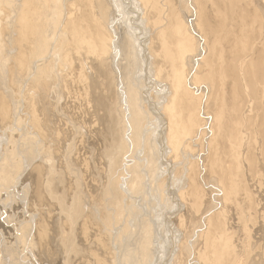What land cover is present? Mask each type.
<instances>
[{
    "label": "rangeland",
    "instance_id": "1",
    "mask_svg": "<svg viewBox=\"0 0 264 264\" xmlns=\"http://www.w3.org/2000/svg\"><path fill=\"white\" fill-rule=\"evenodd\" d=\"M71 1L76 2L77 0H68L69 6L72 3ZM257 1L256 0L255 1H253V0H198V3H196L197 7L202 6L204 8L205 13L208 16L209 26H210L209 27L210 35L208 36L209 45L207 44L208 46L206 47L205 54L202 55L203 56L202 59L205 58V64L208 67L209 66L213 67V65H214L213 63L216 62L214 67H213L215 69V71L213 69L214 72H212V77H215L214 75H215V72L217 71L216 73L217 74L219 73L218 74L219 78L223 83L222 84L220 81V85L222 88L221 92H223V91L225 92V91L229 90L228 92H226V94L223 92V96L221 97V101H220V102L226 104V107L219 109V113L223 118V120H222L223 124H225L226 126H225V128H223L225 130L223 131V135L220 136V138L215 137V134L210 135L208 133H207V135H205V137H203V136L194 137V135H189L186 138H184V140L180 143L179 147L176 150L172 151V154H169L170 157H169L168 161L172 162L173 169H174V167H176L173 171V173H175L176 175L175 174L172 175L173 179H171V181H172L171 186H173V184H175L174 186H176V187H174V188H178V187L181 188V185L183 184V182H181L182 178L184 179V176H186L185 174H187L189 176L188 171L191 170V168H193V167L195 168V169L194 168L192 169V178H193V180L195 179L193 181V184L195 186H197V188H198V186L199 187L202 186L203 184L199 185V183H198L199 179L197 178V174L195 172L198 167L193 166V164L196 165V163L199 162L201 158H205L204 156L206 154H210L212 147L218 143V151L221 154L218 153L219 155H217L218 159H219L218 160L219 163H218L217 167L219 169L221 168L220 169L221 173L219 172V169L217 167H215L214 172L211 174L210 173L208 174L209 177H207V180L208 181L211 180L210 177L214 178V180H218L220 178V180H222V181L224 180L223 182L221 181V183H223V184L226 183L225 185L227 187L224 188V185L222 184L223 188L221 187V189H220L221 191H223L222 194L219 190V195L221 197L224 193V198H223L224 201L222 199L220 201L221 203L219 202V206L212 207L213 203L214 204L216 203V201H214V199H216V197L219 196V195L215 196L213 193H212L213 195L211 194V192H213V189H214L212 187L213 184L208 183L209 185H207V183H205V185H203L204 187L202 186L204 189L206 188L205 190H206L207 194H205L206 192H204V195H206L207 198L201 194L200 195L198 194L199 188L198 189L196 188V190L194 191V186L192 185V188H191V186L189 185L188 190L190 191V197H189L190 203H189V201H185V202L182 201L181 202V204H182L181 209L182 210L181 209L174 210V213H171V215H169L170 217L168 216V214L163 212L164 209H165V211H167V213H168V211H169V213L172 211V210H168L169 200L164 195L163 196L166 197V200L163 197L164 199L162 200V203L165 202L164 204H167V203L168 204L164 205V204L160 203V204H162L161 207L163 209L157 207L156 203L153 202L155 200L153 199V201H152V198H149L148 196H143L144 198L139 197L140 199L138 201L133 200V202H131L129 204L130 210L128 211V216H125V214L123 213L120 216L121 219L119 217L120 222H118V219H117L118 216L117 217L115 216V212L113 210L114 207L112 204H110V202H109V206L111 205V209H109L110 207L107 208L109 197L106 196L105 194H103L104 190H105L104 188H106V184H107L106 178H107V168H108L105 164V162H106L105 157L106 156H104V155H106L105 151L107 150V148H106V146H104V141H105L104 138L105 137L104 138L102 137L103 136V127L101 126V124L103 125V123H99L101 120H98L99 121L98 122L97 121L98 117L96 118L95 115H94L95 116L94 117V116H92V114H90L91 110L89 109L90 105L87 102V100H88L87 95H86V97H87L86 102L84 99L85 98V95H84L85 91L84 90L92 89L93 86L96 85V82H95V84L91 83L94 81L93 79H95V81H96L94 67H93V65H94L93 63L96 60V56L95 55L91 56L89 54L87 55V53L79 56L76 52L77 49L75 47L77 44V41H75V40L77 38H79V42L81 44L86 45L87 47H90V48L92 47V37H91L92 21L89 17V11L88 10H90L91 7H93V0H91L92 5L89 4L90 0H83V1L78 0V2H80L81 4H83L85 6L87 4L86 7L88 8L87 9L88 16L87 15L84 16L83 15L84 12L82 11L81 14H79V18H80V15H81V17L83 16L81 24L78 23V25H77V22H74L71 24L72 27H69V30L67 33L65 32L66 31L65 30L64 32L59 33L60 36H57L58 38L55 37L56 35L54 36L55 41L58 40L59 38L61 41H64V38H65L64 50L67 52L69 51L66 54L67 56H69V58L66 57V61H65L66 65L63 64V66H61V70H60L61 72L58 73L59 74L58 76H60V77H57L56 74L54 75L56 77L55 79L58 78L57 80H59V79H62V80H59V83L57 82V80H56L57 83L55 81H53V86H50V88L52 87V89L48 88V86H49L48 82L50 80H47V79H49L48 77H50V75L49 76L48 75H46V76L40 75L39 76L40 78H38V79L36 76V80H38V81H36V84L31 85L29 82H31L30 80H35L34 77H35L36 72H33V70L31 69L32 68L31 65H30L31 68H28L29 67L28 66L29 60H30L29 56H28L29 54L28 53L24 54V56H23V57H25L24 60H23L22 56H20L21 58L19 57L20 59L19 58L16 59L18 57L17 52L20 49L19 48L17 50H13L11 48L9 49L8 47H6V46H9V44L5 43V44H7L6 46H3V48L6 47L5 52H4L3 48L0 49V107H1L0 111H2V112L4 111V113L6 112L3 115H2V112H0V114H1L0 115V119H1L0 120V150H1L0 151V204L3 205V206L0 205V216L2 217L0 219V223L3 224V226H4L3 230L7 233V234H5V237H6V235H7V237L10 235L12 238L8 237V239H7L8 242L2 243V246L0 245V264H11V262H12V264H16V262L18 264H20V263H22V261H20L21 259H18V258H21L24 255H28L27 252H24V251L21 252L22 248H20V246L14 247V240H13L14 237L13 236H19L20 231H22V232L25 231V233H26L25 237H27L29 239L32 237V233L29 230L33 229L32 232H34V227L29 225L30 224L29 223L30 221H28V220H30L29 218H34V221L36 222L35 223L36 227L39 226V231L41 233L40 239L42 238V241L44 240L43 242L45 243V248L42 252L43 258H38L39 260L38 259H37L38 261L36 260L37 264H66V261H67V264L71 263V262H72L71 264H117V261H118V264H137V263L139 264L140 263V261L138 260L139 256L140 255L145 256L146 253L148 254L145 256L146 261L145 262L142 261V264H160V263L161 264H166V263L169 264V262H170V264H172V262H173V264H175V262H178L179 264H183V262L185 264H225V263H227V264H238L237 261H239V260H241V262L239 261L241 264H264V52H263V49H264V7L261 6V5H264V3H263L264 0H257ZM255 2H257V4ZM167 4L168 3L167 2L165 3V1H164V5H163L164 7L162 6L163 8L161 9V14H160L161 16L159 15V17L161 19V26L169 28L170 27V21L172 20V16L173 15L175 16L177 10L174 9V12H173V8L169 7ZM259 4H261V5H259ZM260 6L262 7L263 10L260 8ZM259 9H261L263 11V13H262L260 10V12L262 14L259 13ZM184 12L188 13L186 10H184ZM48 13L46 11H43V15L48 14ZM115 16H117V15L115 14ZM76 17L78 18L77 14H76ZM43 18H45V21H48L45 23V25L48 23H49L48 25H50L49 26V29L51 30L50 33L52 31L54 32L55 30L53 28L56 27L54 22L48 20V18L45 16H43ZM9 19H11V16L8 17V20ZM65 20H66V16H65ZM227 20H228V22L226 23ZM69 21L70 20H67L66 22L70 23V22L74 21V19L70 22ZM50 22L52 24H50ZM117 22H118V18L114 17V23L117 24ZM122 23H121L122 29H121V26L119 29L120 32L125 29V25H124L125 23L124 22H122ZM52 25H55V26L53 27ZM104 26H106V25H104ZM225 26H227V27H225ZM228 26H229V28H228ZM52 33L50 34V36L52 35ZM64 34L67 37L69 36L70 38L69 37L67 38ZM26 40H27V37H26ZM29 40H30V38H29ZM29 40L26 41V43L27 42L29 43ZM66 40H67V42L72 41V42H70L71 46L68 43V46H70L71 48L67 47ZM74 42H76V43H74ZM24 46L26 47V44ZM27 46L29 47V44ZM59 47L62 50V46L59 45ZM193 49H194V46L190 41V44L188 45V50H191L190 52L192 53ZM71 50L74 51L77 56H75L74 52H73V54H71L70 53V52H72ZM27 52H28V49H27ZM216 54H217V56L214 57V55H216ZM26 58H27V60H26ZM71 58H72V60H71ZM67 59H69L70 61ZM136 59H138L140 62L138 60L136 62H131V66L129 67L131 70V73H129V74H133L132 79L136 80V82L138 84H140V86H142V78L143 77H142L141 73L143 71H141V70H143V66H142V62H141L140 58L138 57ZM211 59H213V60H211ZM18 60H23L21 62L26 67L22 66V68H21V66H20L21 64L20 65L18 64ZM78 60H80V61H78ZM215 60H217V61H215ZM24 61H25V64H24ZM71 61H74V63ZM75 61H76V63H75ZM87 61H88V63H86ZM16 62L18 65L16 64ZM78 62H79V64H78ZM80 62H82V63H80ZM225 63H226V65H225ZM75 64H77V65H75ZM139 64H140V66H139ZM16 65L20 67V68L19 67L18 68L21 69L22 73L17 68ZM67 65H71V66H67ZM228 65H229V67H228ZM79 66H80V68H79ZM236 67H238V68H236ZM73 68L74 69L79 68V69L75 71ZM62 69H63V71H62ZM70 69H71V72H70ZM88 69H90L91 71ZM26 70H29V71H27V72H29V74L26 72ZM30 70H31L32 74H30L31 73ZM72 70H74V71L72 72ZM132 70H133V72H132ZM218 70H220V71H218ZM236 70H237V72H236ZM64 71H66V72H64ZM78 71H80V72H78ZM134 71H137V74ZM77 72L79 73L80 76L78 75ZM225 72H228V73L226 74ZM53 73H55V71ZM53 73H52V75H53ZM185 74H186V71H185ZM225 74H226V76H225ZM77 75L80 77V79ZM41 76H43V77H41ZM69 78H71V79H69ZM39 79H40V81H39ZM45 79H46V81L44 83L43 81ZM148 79H150V78H148ZM223 80H225V81H223ZM67 81L69 83H67ZM46 82H47L46 88L49 89L48 93H47L48 90L44 87L46 85ZM76 82H77V84H76ZM228 82H229V84H228ZM32 83H35V81L34 82L32 81ZM41 83H42V86L44 88L40 87ZM51 83H52V81L49 82L50 85H52ZM84 83H86V84H84ZM39 84H40V86H39ZM206 84H208V81H207V83H203L200 85H201V87L202 86L204 87V85L206 86ZM226 84H228L229 88L227 86H225ZM35 85L38 86L37 89H40L39 91L36 89V87H34ZM91 86H92V88H91ZM163 86H164V84H159L158 86L153 87V90L151 91V94H153V98L156 102L155 104H157V102L160 103V101H158V96H156V94H158V92L163 91V89H164ZM61 87H62V89H61ZM85 87H86V89H84ZM225 87H227V88H225ZM32 88H34V90ZM43 90H45V91H43ZM33 91L34 92L38 91V92L34 93ZM115 91H117L118 93L120 92V86L119 85H117L115 87ZM12 92H14V93H12ZM36 93H38V94H36ZM40 93H41V95H40ZM211 93H212V95H216L214 92H211ZM228 93H230L229 94L230 96L228 95ZM46 94H48V95H46ZM61 96H62V98H61ZM79 96H80V99H79ZM31 97H32V99H31ZM37 97L41 100H38ZM223 99H225V100H223ZM230 99H232V100H230ZM35 100L39 101V102H36ZM81 100L84 102H82ZM22 101H23V103H22ZM32 101H34V103H31ZM36 104H37V106H36ZM40 104H41V106H40ZM31 106H33V107L31 108ZM67 106H68V108H67ZM72 108H74V109H72ZM120 108H121V106L118 108L119 111H121V109H123V108H121V109ZM2 109H4V110H2ZM34 110H36V111H34ZM17 111H18V113H17ZM67 111H68V113H67ZM36 112H37V114H36ZM5 115L7 116V118H5L6 117ZM28 115H30V116H28ZM34 115L35 116L37 115V116L34 117ZM66 115L69 117H67ZM90 116H92V118ZM147 116H148L147 118L150 120L147 121V123H146L147 126L145 125L146 127L144 126V129H147L148 131L144 130L143 134L146 133V131L148 132V135H147V133H146V135L145 134L144 135H145V139L146 140L148 139L147 140L148 142L146 141V143H148L147 145H149V147L151 149V146L153 147V143L155 141V136L157 134V128H156L157 125L155 123V120L153 121V117H150V115L148 113H147ZM8 117H10V118H8ZM205 117H206L205 115H203V117H200V115H199L200 119H203ZM209 117L210 116H208V118ZM22 119H24V120H22ZM95 120H96V122H94ZM70 121H71V123H70ZM151 121H153V122H151ZM19 122L22 123L20 127L17 126L20 124ZM44 122L46 123V125H43V124H45ZM75 122L76 123L78 122L77 123L78 126H76ZM81 123H83V125ZM92 123H93V125H91ZM153 123H154V125H153ZM47 125H48V127H47ZM87 126H88V128H87ZM99 126L102 128V130L98 129ZM148 127L150 128V130L151 129L152 130L150 131ZM201 128L203 129V126ZM206 128H208V125ZM210 128H211V125H210ZM35 129H36V132H35ZM14 130H16V132L17 131L18 132L16 134H14L15 133ZM80 130H81V133H80ZM97 130H99V131H97ZM33 131H34V133H33ZM96 131L98 132V134ZM100 131H101V136H100ZM10 133H12L13 135ZM18 133H20V134H18ZM38 133H39V135H38ZM154 134H155V136H154ZM10 135L12 137H8ZM25 135H27V136H25ZM86 135L89 137L90 141L88 140V137ZM6 136L8 138H10V140L12 139L13 141L10 142V140H8V138ZM17 136H19V137H17ZM33 136H35V137L37 136L36 141L39 140L37 142L39 145H37V143H34L35 140H33V139H35V138H33ZM95 136L98 138V140ZM148 136H149V138H146ZM85 137L87 138V142H86ZM91 137L93 139H91ZM99 137H100V139H99ZM150 137H152V138H150ZM2 138H4V139H2ZM53 138H55V139H53ZM94 138L96 140H94ZM193 138H195L194 141H192ZM208 138H209V141H211V143L207 142ZM77 139H79V140H77ZM189 140H191V142ZM32 141H33V143H32ZM13 142H14V144H13ZM39 142H42V143H39ZM98 142H100V143H98ZM151 142H152V144H151ZM8 143H10V144L12 143V144L11 145L9 144V146H8L7 145ZM23 143H27L26 146H24L25 144H23ZM61 144H62V147H61ZM219 146L221 147V150H220ZM9 147H12L13 149L9 148ZM23 147H24V149H23ZM44 147H46V148L44 149ZM71 148H72V150H71ZM9 150L11 152H14V154H16L15 159L19 163L21 162V168L16 167L15 169L13 168L11 170H7L6 166L3 167V164H2L3 160L5 158H7V155H10V153H11V152L9 153ZM41 150H43V151H41ZM26 153H28V154H26ZM39 153H40V155H39ZM155 154H156L155 152H152V154H150V153L148 154L150 156V157L149 156L147 157V158H149L148 159V162L150 161L149 163H152L153 161L156 164L158 163L156 156H154ZM45 156H47V157H45ZM103 156H104V158H103ZM142 156H143V154L139 158H141ZM16 157H18L20 159L18 160ZM24 157H26V158H24ZM152 157L155 160L152 159ZM46 158H47V160L50 161V163L46 162V164H45L44 160H46ZM150 158L152 159V162H151ZM77 159H80L81 161L80 160L77 161ZM164 159H166V157H164ZM220 160H221V162H220ZM69 161H70V163H69ZM194 161H195V163H194ZM173 162H174V164H173ZM31 163H32V165H31ZM51 163H52V166H51ZM49 164H50V166H49ZM187 165H189V167ZM45 166L46 167L49 166L48 167L49 171H50V168L51 169L53 168V170L56 168V170H54L55 171L54 174L57 177L56 183H57L59 193L64 194V202L69 206V204L71 205L73 203L74 198H80L81 201L83 202V207L85 206L84 210H83V215L78 218L81 220H77V224H76L77 226L75 225L76 226L75 229L77 228L76 229L77 233L75 231L74 232H75V236H77V237L74 236V238L77 239V241L74 239V242H75L74 247L78 250V251L76 250V253L78 252V255H75L76 254L75 253L74 257H73V254H69V252L66 251L67 248H65V246L61 242L62 237L61 238L59 237L62 235V230H61V228L63 229L62 225L66 226V223H65V218L63 217V215L60 216V212H58L59 206H58L57 202L55 200H51L45 191V186H46L45 181H46V178L48 177V175H50L49 171H46L47 168ZM67 166H68V168H67ZM36 167H38V168L36 169ZM181 167L182 168L184 167V168L182 169ZM188 168H190V169H188ZM179 169H180V171H179ZM193 170H194V172H193ZM185 171H186V173H185ZM231 172H234V173H231ZM72 173H73V175H72ZM180 174L182 176H180ZM164 175H165V173H163L162 178H165ZM67 176H68V178L66 179ZM174 176H175V178H174ZM178 176H180V177H178ZM223 176L227 179H225ZM228 176H230V177H228ZM221 177H223V178L221 179ZM228 178H230V179H228ZM68 179L71 180V183H70V180H68ZM197 179H198V181H197ZM175 180L178 182H176ZM67 181H69V182H67ZM79 182H80V184H79ZM232 182H234V183L231 184ZM99 183H101V184H99ZM74 186H76V187H74ZM230 186L231 187L234 186V188H236V189H233ZM100 187H101V189H100ZM209 189H211V190H209ZM225 189L227 191H225ZM84 190H85V192H84ZM215 190L217 191V189H215ZM182 191L183 190H180V192H182ZM209 191H211V192H209ZM228 191L229 192L230 191H232V192L236 191L235 192L236 194L235 193L232 194L230 192L231 193L230 195H232V197L234 195L235 196L233 198H231ZM194 192H196L197 194L193 195ZM226 192H228V193H226ZM4 193H6V195ZM227 194H228V196H227ZM12 195H14L16 199L13 198L14 196H12ZM225 195H226V197H225ZM3 196H4V198H3ZM98 196H99V198H96ZM194 196L197 198V200ZM34 197H36V198H34ZM37 197H38V199H37ZM81 197H83V198H81ZM104 197L105 198L108 197V199L107 198L101 199ZM200 197H201V199H200ZM203 197L205 200L206 199L207 200L205 201L203 199ZM4 200H5V202H3ZM106 200H107V202H106ZM195 200H196L197 204H195L196 203ZM200 200H202V201H200ZM209 200L212 203L211 205L207 204L210 202ZM231 200L232 201L234 200L235 202L234 201L232 202ZM28 201H29V203H28ZM230 201H231V203H230ZM159 202H161V201H159ZM183 202H184V204H183ZM225 202H226V204H225ZM227 202H229V203H227ZM15 203H16V205H15ZM33 203H34V205H33ZM193 203L196 206H198V209L196 208V206ZM188 204H189V206H188ZM191 204H193V205H191ZM203 204H205V205L203 206ZM224 204H225V207L222 208V206H224ZM36 205L39 209L36 207ZM104 205L106 206V208ZM206 205L209 207V209L207 210L209 212V216H212L213 219L216 216L215 220L213 221V222H215V225H214V223L210 227L207 225L208 227L206 229L204 228L205 230L204 229L202 230L204 233V231L206 232V230H208L209 228H212V226H213L212 231H210L211 229H209L210 232L208 233V235L211 234L210 236H208L210 238V240L208 237H206L207 240L201 239V237L203 238V236H202V234H200V232H197V230L200 231V229L198 227H197V230L194 229L196 231H194L192 229L193 228L192 227L191 228L193 230L192 231L190 229V226H188V225H190V224H188L190 221H191V225H192L193 221H195L196 219L198 220V218L200 217L199 213L200 212H201V214L203 213L201 211V207H203V209L206 210L207 209ZM229 205H230V207H228ZM232 205H233L232 208L234 210L231 209ZM235 205H236V207H235ZM193 206H195V207L193 208ZM7 207H9V208L6 209ZM219 207H221L223 209L222 212H221V208L219 209ZM97 208H99V209H97ZM134 208H135V211L133 212L132 209H134ZM185 208H186V210H185ZM190 208H192V209H190ZM210 208H211V211H209ZM19 209H21V210H19ZM147 209H149V210H147ZM188 209H189V211L187 212ZM193 209L194 210L196 209V210L194 212H192ZM228 209H229V211H228ZM17 210H19V211H17ZM27 210H29V212ZM183 210H184V212H183ZM199 210H200V212H198ZM205 210H203V211L205 212ZM218 210H220V212ZM16 211L19 213H16ZM107 211L111 212V213L107 214ZM196 211H197V213H195ZM185 212H187V213H185ZM214 212H218V213H214ZM223 212H224V214H228V215L227 216L224 214L222 215ZM13 213L15 216L12 215ZM191 213H193V214H191ZM194 213H195V216H194ZM84 214L86 215V217ZM106 214H107V216H109V217H106L107 219L110 218V216H111V218L107 220V222L108 221L110 222L112 220V223L110 222L111 224L109 222H108L109 223L108 224L104 220V219H106L105 218ZM111 214L112 215L114 214L116 219ZM184 214H185V216H184ZM11 215L13 216L14 220H11V218H12ZM16 215H18V216H16ZM189 215L192 217H190ZM130 216H131V218H130ZM186 216H188V219ZM8 217H10V218H8ZM103 217H104V219H102ZM112 217L116 220V223ZM167 217L170 218L171 221H173L175 223L174 226L176 225L174 229H175V233H176L175 237L177 239H175L176 241L174 242V246L171 244L170 241H168V240H171V239H169L170 236H166V231L164 230V227L162 225L166 221ZM182 217H184V218H182ZM162 218H164V219H162ZM173 218L175 220H172ZM178 218H179V220H178ZM191 218L193 221L191 220ZM8 219L10 220V223L12 221V223H14V224L8 223V221H9ZM22 219H23V221H22ZM124 219H126V221H124ZM185 219H186V221H185ZM218 219L220 222L218 221ZM222 219H223V221H222ZM183 220L186 222L185 223L186 225L182 224ZM197 220H196V222H197ZM63 221H64V223H61ZM78 221H79V223H78ZM102 221H105L104 225H102V223H103ZM124 222H125V224H124ZM225 222L227 224L229 223L228 227H227V224ZM100 223L102 226L100 225ZM106 223H107V225H105ZM113 223H115V224H113ZM179 223H180V225H178ZM16 224L18 225L17 231L19 230L18 231L19 233L13 229V228L16 229ZM24 224H26L27 226ZM181 224H182V226L185 225L186 227L184 226L183 228H186V229H183ZM21 225L23 226V230L21 229L22 228ZM108 225H110L109 228H108ZM113 225H115V226H113ZM59 226H60V228H59ZM79 226H80V228H79ZM111 226H112V228H111ZM123 226L126 227L125 231H127V232H123V228H124ZM218 226H220L221 229H218L219 228ZM82 227H84V228L82 229ZM146 227H147V229H145ZM152 227H153V229H152ZM187 227H189V228H187ZM27 228H29V229H27ZM223 228H224V230H223ZM225 228H226V230H225ZM35 229H37V228H35ZM59 229H60V231H59ZM112 229H114V231H111ZM129 229H130V231H129ZM120 230L125 234H123ZM145 230H146V233L144 232ZM147 230L151 234V235H149V237L147 236L149 234V232ZM10 231H12V232H10ZM104 231H106L108 233V235H109V231H110L111 237H110V235H109V237H110V239L112 238L111 240H109L110 242L108 241L109 237L107 236V233L104 234L105 233ZM184 231H185V233H184ZM188 231H190L189 233H187V235L189 234V236H188L189 240H191L190 234L192 235V233H194V232L197 234L199 233L198 234L199 236L196 237V239L198 240V242H196L198 246L195 245V241L192 242L193 239H195V237H193L194 234L192 236L193 237L192 241L187 240L186 232H188ZM221 231H222V235H221ZM58 232H59V234H58ZM112 232H116V234L112 233ZM147 232H148V234H147ZM35 233H36V230H35ZM153 233H154V235H152ZM217 233H219V235ZM118 234L120 235V238H122L121 239L122 243H118V241L120 240V238H118L119 237ZM216 234L218 237H221L220 238L221 241L216 236ZM224 234H225V237H224ZM184 235H186V237ZM106 236L108 237V239H106L107 238ZM122 236L123 237L125 236V237L123 238ZM144 236H145V238H144ZM151 236H153L152 239H151ZM183 237H185L186 239H184ZM228 237H229V239H228ZM58 238H60V239H58ZM115 238H116V240H115ZM147 238H149V239L147 241H145ZM100 239H102V240H100ZM104 240L106 241V243H104L105 242ZM141 240H143L144 243L146 242L147 245L149 244L148 245L149 247L152 245L150 247L151 249L149 247L148 248L150 250L147 249V247H146L147 245L145 246L146 243L144 244ZM151 240H152V242H151L152 244L150 243ZM204 240L207 241L208 244H210V249H206L208 254L205 251L204 255H201L202 256V258H201V256H199L197 254V252L202 248V246L205 242ZM11 241H12V243H11ZM59 241L63 245L62 247H61V244ZM190 242L194 243L195 247L196 246L197 247L193 248L194 246L192 244V248L196 249V250H193V251H195L194 253L192 251L189 253L190 254L189 256H191L192 259L189 258V256H188V259H190V260H188L187 256L185 258L184 253H182L183 252L182 247L183 246L186 247L185 246L186 244H188V245L190 244L189 246L191 247ZM199 242H200V245L202 244L201 247L199 245ZM76 243H77V245H76ZM141 243L144 246L141 245L142 247H140ZM78 244H80L81 246L80 245L78 246ZM111 244H112V247H111ZM179 244L181 245V247ZM183 244H185V245H183ZM220 244H221V246H220ZM226 244H227V246H226ZM119 245H120V247H119ZM157 245L160 247H158ZM211 245L214 247L217 246V248H218V246H220L219 247L220 249L219 248L218 249L221 252H222V250L224 251L223 255H225V257L223 258V261L218 262L215 259V255L212 253L213 250L211 248ZM222 245H223V247L225 246L224 249H223ZM8 246H9V248H7ZM144 247H145V249H144ZM168 247H170V248H168ZM199 247H200V249H199ZM13 248H15V249H13ZM62 248L63 249L65 248L66 250L64 249V251H62L61 250ZM111 248L112 249L115 248V249L112 250ZM138 248H140L142 251L145 250V253L144 252L142 253V251ZM7 249H8V252H7ZM11 250H12V252H11ZM137 250H139V251H137ZM65 251H66V253H65ZM113 251L114 252L117 251L118 254L117 253L113 254ZM140 251L142 254H140ZM178 252H179V254H178ZM181 253H182L183 257H181L182 256ZM110 254H113V255H110ZM127 254H129V255H127ZM149 254H151V255H149ZM65 255H66V257H65ZM68 255H70V256H68ZM169 255H171V256H169ZM172 255H173L174 259L172 258ZM175 255H176V257H174ZM194 255H196V256L194 257ZM207 255H209V257ZM229 255H230V257H229ZM114 256H116V257H114ZM122 256H123V258H121ZM113 257H114V260L116 261L115 263H114ZM177 257H180V259ZM193 257H194V259H193ZM199 257H200V259H199ZM210 257L211 258L213 257L212 260L210 259ZM70 258H72V261ZM184 258H185V260H184ZM64 259L65 260L69 259L70 262H69V260L65 261ZM163 259H164V261H163ZM172 259L175 261H172ZM195 259H196V261H195ZM213 259H214V261H213ZM9 260H10V262H8ZM40 261H42L44 263H41ZM162 261H163V263H162ZM201 261H204V263H202ZM211 261H213V262H211ZM32 262H33V264L35 263L34 260H32ZM38 262H40V263H38ZM24 263H26V261ZM178 263H176V264H178Z\"/></svg>",
    "mask_w": 264,
    "mask_h": 264
},
{
    "label": "bare ground",
    "instance_id": "2",
    "mask_svg": "<svg viewBox=\"0 0 264 264\" xmlns=\"http://www.w3.org/2000/svg\"><path fill=\"white\" fill-rule=\"evenodd\" d=\"M81 1V0H80ZM83 1V0H82ZM164 1L165 3L167 2L168 6L173 8V12L174 9L177 10L175 16H172V20L170 21V27H162L161 26V19L159 17V15L161 14V9L164 7ZM255 1V0H253ZM257 1V0H256ZM72 2V1H71ZM258 2V1H257ZM257 2H255L257 4ZM83 3V2H82ZM196 3H198V0H93V7H91L89 11V17L92 21V47H87L86 45H83L79 42V38H77L75 41H77L76 44V49H77V54L80 55H84L87 53V55H95L96 56V60L94 61V72H95V79H93L94 81L91 83L96 82V85L91 86L92 89L89 90H84L85 93V102H86V95L88 96V104L90 105L89 109L91 110L92 116H96V118L98 117V120H101L99 123H103V125L101 124V126L103 127V138L105 139L104 141V146H106L107 150L106 152V156L105 157V164L108 167L107 168V184H106V188H104V193L106 197L108 199V207H110L109 209H111V205L109 206V202L110 204L113 205L114 207V212H115V216H118V222L119 221V217L124 213L125 216H128V211L130 210V203L133 202V200H139V197L144 198L143 196H148L149 198H152L157 205V207L162 208L161 205L164 204L162 203V200L166 197L169 200V205H168V210H172L170 213L168 211H165V209L163 210V212H165L166 214L171 215V213H174V210L176 209H181L182 201H189L190 203V191L189 189V185L192 188V185L194 186V191L196 190L197 186H195L193 184V178H192V169L188 171L189 176L187 174H185L186 176H184V179L182 178L183 184L181 185V188H174L176 186H174L175 184H173V186H171V179H173L172 175L175 174L173 173L174 169L176 167H174L173 169V165L171 161H168L170 155L172 154L173 150H176L180 143L184 140V138H186L189 135H194V137H205V135L210 134V135H214L215 137L220 138V136L223 135V131L225 129V124H223V118L219 113V109L226 107V104L220 102L221 101V97L223 96V92H221L222 88L220 85V78H219V73L217 74L215 72V77H212V72L215 71V69L213 68L215 63H213V67H208L205 64V58L202 59V55L205 54L206 52V47L209 45V39L208 36L210 35V29H209V19L207 14L205 13V10L202 6H196ZM261 3V2H260ZM264 3V2H263ZM91 4V0L90 3ZM200 4V3H199ZM92 5V4H91ZM203 5V4H202ZM261 5V4H259ZM68 0H0V49L3 48V46H6L8 43L9 49H13V50H17L18 48L20 49L17 52L18 57L16 59H18L20 56H24V54H29V67L31 68L30 65L32 66V70L35 73V80H30L31 82H29L31 85L36 84V76L37 79L40 78V75H50V77H48L50 80L52 81V85L49 84L48 82V88H50V86H53V81L56 82L55 79L56 77L54 76L56 74L57 77L61 71V66H63V64L66 65L65 61H66V57L69 58V56H67L66 54L69 52L65 51V38L64 41H61L60 38L58 40L55 41V37L60 36V32H65L67 33L69 30V27H72L71 24L74 22L78 23H82V17L80 15L79 18V14H81V12L83 11V15L84 16H88L87 14V4L86 6L81 4L80 2H78V0L76 2H72L71 5L68 7ZM90 6V5H89ZM163 6V7H162ZM257 6V5H256ZM262 7H264V5H261ZM260 6V8L262 9V7ZM258 7V6H257ZM59 9V10H58ZM259 9V13L262 14L263 13V9L261 10ZM58 10V11H57ZM184 10H186L188 13H185ZM261 10V12H260ZM43 11H46L48 14H44L43 15ZM76 14L78 15V18L76 17ZM115 14L117 16H115ZM259 14V15H260ZM188 15V16H187ZM11 16V19L8 20V17ZM43 16L47 17L48 20L54 22V24L56 25L55 28H53L55 31L52 33V35L50 36V29L48 24L45 25L46 22L45 18H43ZM65 16H66V20H65ZM161 16V15H160ZM114 17L118 18V22L117 24L114 23ZM74 19V21H72ZM263 19V18H262ZM44 20V21H43ZM67 20H70L72 22L68 23L66 22ZM76 20V21H75ZM65 21V22H64ZM124 22L125 24V29L122 30L121 32L119 31L120 26L122 29V25L121 23ZM228 22V20L226 21V23ZM261 23V22H260ZM50 24H52L50 22ZM123 24V23H122ZM262 24V23H261ZM55 25H52L53 27ZM106 25V26H104ZM228 25V24H227ZM105 27V28H104ZM227 27V26H225ZM124 28V27H123ZM229 28V26H228ZM227 29V28H226ZM46 30V31H45ZM63 34V33H62ZM56 35V36H55ZM65 35V34H64ZM55 36V37H54ZM66 36V35H65ZM27 37V40H26ZM67 37V36H66ZM69 37V36H68ZM67 37V38H68ZM30 38V40H29ZM58 38V37H57ZM70 38V37H69ZM29 40V43L26 41ZM191 43L194 46L193 52L191 53V50H188V45ZM72 42V41H70ZM70 42L66 40V45L67 47H70ZM68 43L70 46H68ZM76 43V42H74ZM26 44V47L24 46ZM29 44V47L27 46ZM208 44V45H207ZM59 45L62 46V50L59 47ZM13 46V47H12ZM6 47L3 48L4 52L6 50ZM28 47V48H27ZM7 48V49H8ZM71 48V47H70ZM74 48V47H73ZM28 49V52H27ZM68 49V48H67ZM191 49V48H190ZM211 50V49H210ZM215 50V49H214ZM72 51V50H71ZM74 51L70 52L71 54H73ZM212 52V51H211ZM264 52V49H263ZM69 53V54H70ZM220 53V52H219ZM23 54V55H22ZM68 54V55H69ZM75 56L76 53L74 52ZM224 55V54H223ZM74 56V55H73ZM72 56V57H73ZM217 56L214 55V57ZM71 57V56H70ZM140 58L141 62H142V66H143V71L142 74V86H140V84H138L136 82V80L132 79L133 78V74H129L131 73L130 70V66H131V62H136L138 59L136 58ZM220 57V56H219ZM21 58V57H20ZM19 58V59H20ZM25 57H23L24 60ZM83 58V57H82ZM89 59V58H88ZM208 59V58H207ZM217 59V58H216ZM23 60H18V64L21 66H25L22 64L21 61ZM27 60V58H26ZM69 60V59H67ZM72 60V58H71ZM213 60V59H211ZM220 60V59H219ZM70 61V60H69ZM68 61V62H69ZM80 61V60H78ZM85 61V60H84ZM91 61V60H90ZM139 61V60H138ZM217 61V60H215ZM74 63V61H71ZM140 62V61H139ZM76 63V61H75ZM82 63V62H80ZM88 63V61L86 62ZM90 63V62H89ZM222 63V62H221ZM17 64V62H16ZM17 64V65H18ZM25 64V61H24ZM28 64V63H27ZM70 64V63H69ZM79 64V62H78ZM210 64V63H209ZM223 64V63H222ZM16 65V66H17ZM77 65V64H75ZM86 65V64H85ZM92 65V64H91ZM226 65V63H225ZM67 66H71V65H67ZM73 66V65H72ZM81 66V65H80ZM79 66V68H80ZM140 66V64H139ZM219 66V65H218ZM217 66V67H218ZM222 66V65H221ZM19 66H17L18 68ZM26 67V66H25ZM24 67V68H25ZM65 67V66H64ZM76 67V66H75ZM78 67V66H77ZM88 67V66H87ZM229 67V65H228ZM20 68V67H19ZM18 68V69H19ZM63 68V67H62ZM68 68V67H67ZM78 68V69H79ZM212 68V69H211ZM223 68V67H222ZM227 68V67H226ZM238 68V67H236ZM244 68V67H243ZM64 69V68H63ZM62 69V71H63ZM74 69V68H73ZM77 68L74 69L75 71L78 70ZM133 69V68H132ZM214 69V71H213ZM229 69V68H228ZM231 69V68H230ZM21 71V69H19ZM69 70V69H68ZM72 70V72L74 71ZM90 70V69H88ZM134 70V69H133ZM132 70V72H133ZM242 70V69H241ZM244 70V69H243ZM250 70V69H249ZM29 70H26V72ZM55 71V73H53ZM91 71V70H90ZM186 71V74H185ZM220 71V70H218ZM224 71V70H223ZM226 71V70H225ZM31 72V70H30ZM66 72V71H64ZM63 72V73H64ZM71 72V69H70ZM80 72V71H78ZM77 72V73H78ZM137 74V71H134ZM233 72V71H232ZM237 72V70H236ZM239 72V71H238ZM22 73V71H21ZM29 74V72H27ZM26 73V74H27ZM53 73V75H52ZM226 74L228 72H225ZM240 73V72H239ZM253 73V72H252ZM32 74V72L30 73ZM65 74V73H64ZM93 74V73H92ZM221 74V73H220ZM225 74V76H226ZM231 74V73H230ZM229 74V75H230ZM241 74V73H240ZM62 75V74H61ZM66 75V74H65ZM64 75V76H65ZM79 75V73H78ZM77 75V76H78ZM90 75V74H89ZM234 75V74H233ZM63 76V75H62ZM70 76V75H69ZM80 76V75H79ZM78 76V77H79ZM228 76V75H227ZM43 77V76H41ZM54 77V78H53ZM229 77V76H228ZM67 78V77H66ZM90 78V77H89ZM150 78V79H148ZM251 78V77H250ZM71 79V78H69ZM74 79V78H73ZM78 79V78H77ZM80 79V77H79ZM222 79V78H221ZM62 80V79H59ZM59 80H57V82L59 83ZM90 80V79H89ZM88 80V81H89ZM32 81L35 83H32ZM40 81V79H39ZM42 81V80H41ZM46 79L43 81L45 83ZM64 81V80H63ZM87 81V82H88ZM206 86L204 85V87L200 84L203 83H207ZM225 81V80H223ZM228 81V80H227ZM56 82V83H57ZM67 83H69L67 81ZM90 83V84H91ZM222 83V81H221ZM231 83V82H230ZM236 83V82H235ZM62 84V83H61ZM77 84V82H76ZM79 84V83H78ZM86 84V83H84ZM159 84H164L163 86V91L162 92H158V94H156V96H158V101H160V103L157 102V104H155V100L153 98V94H151V91L153 90V87L158 86ZM223 84V83H222ZM229 84V82H228ZM228 84H226L225 86H228ZM238 84V83H237ZM13 85V84H12ZM38 85V84H37ZM44 85V84H43ZM64 85V84H63ZM68 85V84H67ZM119 85L120 86V92L118 93L117 91H115V87ZM40 86V84H39ZM47 86V82L46 85L44 86L46 88ZM56 86V85H55ZM78 86V85H77ZM90 86V85H89ZM223 86V85H222ZM13 87V86H12ZM31 87V86H30ZM37 87L38 86H34ZM42 88H44L41 86ZM80 87V86H79ZM224 87V86H223ZM225 87V88H227ZM90 88V87H89ZM34 90V88H32ZM47 89V88H46ZM52 89V87L50 88ZM62 89V87H61ZM80 89V88H79ZM86 89V87L84 88ZM38 91L40 89H37ZM47 93L49 92V89H47ZM227 90V89H226ZM35 91V92H38ZM45 91V90H43ZM81 91V90H80ZM229 90L225 91L224 93L226 94V92H228ZM34 92V91H33ZM34 92V93H35ZM42 92V91H41ZM211 92H214L216 95H212ZM14 93V92H12ZM32 93V92H31ZM44 93V92H43ZM54 93V92H53ZM76 93V92H75ZM166 93V94H165ZM8 94V93H7ZM38 94V93H36ZM45 94V93H44ZM43 94V95H44ZM52 94V93H51ZM55 94V93H54ZM61 94V93H60ZM63 94V93H62ZM165 94V95H164ZM230 93H228L229 95ZM10 95V94H9ZM8 95V96H9ZM35 95V94H34ZM41 95V93H40ZM48 95V94H46ZM83 95V96H84ZM227 95V96H228ZM6 96V95H5ZM36 96V95H35ZM39 96V95H38ZM51 96V95H50ZM76 96V95H75ZM230 96V95H229ZM228 96V97H229ZM234 96V95H233ZM40 97V96H39ZM69 97V96H68ZM73 97V96H72ZM232 97V96H231ZM12 98V97H11ZM38 98V97H37ZM36 98V99H37ZM58 98V97H57ZM62 98V96H61ZM7 99V98H6ZM32 99V97H31ZM80 99V96H79ZM34 100V99H33ZM38 100H41L38 98ZM50 100V99H49ZM59 100V99H58ZM68 100V99H67ZM77 100V99H76ZM225 100V99H223ZM232 100V99H230ZM4 101V100H3ZM36 101V100H35ZM82 101V100H81ZM229 101V100H228ZM19 102V101H18ZM17 102V103H18ZM39 102V101H36ZM61 102V101H60ZM84 102V101H82ZM220 102V103H219ZM227 102V101H226ZM225 102V103H226ZM23 103V101H22ZM31 103H34V101H32ZM81 103V102H80ZM61 104V103H60ZM87 104V105H88ZM210 104V105H209ZM231 104V103H230ZM25 105V104H24ZM86 105V104H85ZM225 105V106H224ZM37 106V104H36ZM41 106V104H40ZM121 106V111L118 110V108ZM33 106H31L32 108ZM1 108V107H0ZM14 108V107H13ZM12 108V109H13ZM41 108V107H40ZM68 108V106H67ZM75 108V107H74ZM72 108V109H74ZM84 108V107H83ZM30 109V108H29ZM36 109V108H35ZM43 109V108H42ZM63 109V108H62ZM78 109V108H77ZM1 110V109H0ZM4 110V109H2ZM82 110V109H81ZM80 110V111H81ZM36 111V110H34ZM38 111V110H37ZM45 111V110H44ZM74 111V110H73ZM88 111V110H87ZM2 112V111H0ZM33 112V111H32ZM49 112V111H48ZM56 112V111H55ZM54 112V113H55ZM6 113V112H5ZM4 111L2 112V115L5 114ZM18 113V111H17ZM50 113V112H49ZM53 113V112H52ZM68 113V111H67ZM147 113L150 115V117H153V121L155 120L156 123V128H157V134L155 136V141L153 143V147L151 146V149L149 147V145H147L148 143H146L145 139V135L147 133L148 135V130L144 129V126L146 125L147 121L150 120L147 117ZM37 114V112H36ZM42 114V113H41ZM73 114V113H72ZM76 114V113H75ZM88 114V113H87ZM89 114V115H90ZM1 115V114H0ZM7 115V114H6ZM5 115V116H6ZM23 115V114H22ZM57 115V114H56ZM60 115V114H59ZM65 115V114H64ZM78 115V114H77ZM200 117H203V115H205L206 117L203 119H200ZM210 116L208 118V116ZM21 116V115H20ZM30 116V115H28ZM37 116V115H36ZM34 115V117H36ZM61 116V115H60ZM67 116V115H66ZM92 116H90L92 118ZM94 116V117H95ZM3 117V116H2ZM33 117V116H32ZM51 117V116H50ZM69 117V116H67ZM75 117V116H74ZM81 117V116H80ZM83 117V116H82ZM7 118V116L5 117ZM10 118V117H8ZM25 119V118H24ZM22 119V120H24ZM50 119V118H49ZM1 120V119H0ZM52 120V119H51ZM72 120V119H71ZM75 120V119H74ZM7 121V120H6ZM15 121V120H14ZM38 121V120H37ZM89 121V120H88ZM91 121V120H90ZM151 121V122H153ZM29 122V121H28ZM69 122V121H68ZM86 122V121H85ZM96 122V120L94 121ZM97 122V123H98ZM4 123V122H3ZM20 123V122H19ZM18 123V124H19ZM45 123V122H44ZM49 123V122H48ZM71 123V121H70ZM76 123V122H75ZM78 123V122H77ZM76 123V126H78ZM88 123V122H87ZM98 123V124H99ZM22 123H20L19 125H17L18 127L21 126ZM25 124V123H24ZM83 125V123H81ZM5 125V124H4ZM15 125V124H14ZM29 125V124H28ZM27 125V126H28ZM43 125H46L43 124ZM80 125V124H79ZM81 125V126H82ZM85 125V124H84ZM93 125V123L91 124ZM100 125V124H99ZM149 125V124H148ZM154 125V123H153ZM208 125V128H206ZM211 125V128H210ZM11 126V125H10ZM25 126V125H24ZM35 126V125H34ZM70 126V125H69ZM73 126V125H72ZM147 126V125H146ZM145 126V127H146ZM150 126V125H149ZM203 126V129L201 128ZM8 127V126H7ZM48 127V125H47ZM52 127V126H51ZM71 127V126H70ZM74 127V126H73ZM100 127V126H99ZM98 129L102 128L100 127ZM153 127V126H152ZM151 127V128H152ZM25 128V127H24ZM72 128V127H71ZM88 128V126H87ZM149 128V127H148ZM206 128V129H205ZM5 129V128H4ZM10 129V128H9ZM50 129V128H49ZM74 129V128H73ZM76 129V128H75ZM78 129V128H77ZM2 130V129H1ZM19 130V129H18ZM31 130V129H30ZM39 130V129H38ZM47 130V129H46ZM94 130V129H93ZM144 130H147L146 133L143 134ZM150 130V128H149ZM152 130V129H151ZM150 130V131H151ZM3 131V130H2ZM16 134V130H14ZM52 131V130H51ZM87 131V130H86ZM99 131V130H97ZM96 131V132H97ZM36 132V129H35ZM24 133V132H23ZM30 133V132H29ZM34 133V131H33ZM77 133V132H76ZM81 133V130H80ZM150 133V132H149ZM12 134V133H10ZM20 134V133H18ZM75 134V133H74ZM78 134V133H77ZM98 134V132H97ZM2 135V134H1ZM13 135V134H12ZM34 135V134H33ZM39 135V133H38ZM150 135V134H149ZM185 135V136H184ZM16 136V135H15ZM20 136V135H19ZM17 136V137H19ZM27 136V135H25ZM41 136V135H40ZM39 136V137H40ZM81 136V135H80ZM87 136V135H86ZM94 136V135H93ZM100 136H101V131H100ZM151 136V135H150ZM153 136V135H152ZM153 136V137H154ZM184 136V137H183ZM235 136V135H234ZM7 137V136H6ZM8 137H12L11 135ZM7 137V138H8ZM14 137V136H13ZM37 137V136H36ZM36 137L33 136V140L36 141ZM47 137V136H46ZM72 137V136H71ZM88 137V136H87ZM96 137V136H95ZM193 137V136H192ZM211 137V136H210ZM22 138V137H21ZM20 138V139H21ZM86 138V137H85ZM97 138V137H96ZM146 138H149L146 137ZM152 138V137H150ZM207 138V137H206ZM4 139V138H2ZM55 139V138H53ZM91 139H93L91 137ZM100 139V137H99ZM154 139V138H153ZM195 138H193L192 141H194ZM8 140H10V138H8ZM26 140V139H25ZM73 140V139H72ZM79 140V139H77ZM89 140V137H88ZM94 140H96L94 138ZM98 140V138H97ZM13 141L12 139L10 140V142ZM15 141V140H14ZM18 141V140H17ZM21 141V140H20ZM34 143H37L38 141H36ZM45 141V140H44ZM51 141V140H50ZM68 141V140H67ZM90 141V140H89ZM152 141V142H153ZM191 142V140H189ZM8 142V141H7ZM6 142V143H7ZM56 142V141H55ZM58 142V141H57ZM86 142H87V138H86ZM85 142V143H86ZM96 142V141H95ZM148 142V141H147ZM151 142V144H152ZM209 138H208V141ZM22 143V142H21ZM33 143V141H32ZM42 143V142H39ZM100 143V142H98ZM206 143V142H205ZM236 143V142H235ZM10 143H8L7 145L9 146ZM12 144V143H11ZM10 144V145H11ZM14 144V142H13ZM25 144L24 146H26L27 143H23ZM70 144V143H69ZM88 144V143H87ZM90 144V143H89ZM94 144V143H93ZM37 145H39L37 143ZM76 145V144H75ZM14 146V145H13ZM12 146V147H13ZM16 146V145H15ZM21 146V145H20ZM64 146V145H63ZM97 146V145H96ZM207 146V145H206ZM9 147V148H12ZM31 147V146H30ZM42 147V146H41ZM62 147V144H61ZM71 147V146H70ZM95 147V146H94ZM103 147V146H102ZM220 147V146H219ZM228 147V146H227ZM8 148V147H7ZM14 148V147H13ZM12 148V149H13ZM46 147H44L45 149ZM51 148V147H50ZM53 148V147H52ZM99 148V147H98ZM97 148V149H98ZM105 148V147H104ZM205 148V147H204ZM203 148V149H204ZM24 149V147H23ZM32 149V148H31ZM34 149V148H33ZM49 149V148H48ZM54 149V148H53ZM57 149V148H56ZM69 149V148H68ZM94 149V148H93ZM67 150V149H66ZM72 150V148H71ZM80 150V149H79ZM221 150V147H220ZM1 151V150H0ZM43 151V150H41ZM65 151V150H64ZM68 151V150H67ZM81 151V150H80ZM86 151V150H85ZM98 151V150H97ZM205 151V150H204ZM11 151L9 150V153ZM62 152V151H61ZM69 152V151H68ZM152 152H155L156 154L154 156H156V159L158 160V163L156 164L154 161L152 162V159H154L152 157L151 162H148L147 158L150 154H152ZM207 152V151H206ZM66 153V152H65ZM70 153V152H69ZM221 154L218 151V143L215 144L212 149H211V153L210 154H206L204 157L205 158H201L199 162L196 163V165L193 164V166H197L196 168V174H197V181L199 183V185H205V183H207V185L213 184L212 187L213 192H211V194L213 193L215 196L219 195V190L222 187V184L220 180V178L218 180H214V178L210 179L212 180H207V177H209V173H213L215 170V167L218 166L219 163V159L218 156L219 154ZM28 154V153H26ZM74 154V153H73ZM72 154V155H73ZM76 154V153H75ZM100 154V153H99ZM103 154V153H102ZM143 154V156L141 158H139L141 155ZM4 155V154H3ZM15 155L14 152H11L10 155H7V158H5L2 162L3 167L6 166L7 170H11V169H15L17 168H21V162L19 163L16 159H15ZM22 155V154H21ZM40 155V153H39ZM65 155V154H64ZM71 155V156H72ZM140 155V156H139ZM70 156V155H69ZM103 156V158H104ZM221 156V155H220ZM219 156V157H220ZM47 157V156H45ZM64 157V156H63ZM66 157V156H65ZM80 157V156H79ZM150 157V156H149ZM164 157H166V159H164ZM18 160L20 158L16 157ZM26 158V157H24ZM28 158V157H27ZM70 158V157H69ZM68 158V159H69ZM225 158V157H224ZM30 159V158H29ZM51 159V158H50ZM64 159V158H63ZM221 159V158H220ZM31 160V159H30ZM44 160V159H43ZM70 160V159H69ZM80 159H77V161ZM155 160V159H154ZM222 160V159H221ZM220 160V162H221ZM28 161V160H27ZM39 161V160H38ZM45 164L46 162L50 163L49 160H44ZM76 161V162H77ZM81 161V160H80ZM57 163V162H56ZM67 163V162H66ZM65 163V164H66ZM70 163V161H69ZM68 163V164H69ZM102 163V162H101ZM192 163V162H191ZM195 163V161H194ZM83 164V163H82ZM174 164V162H173ZM188 164V163H187ZM32 165V163H31ZM39 165V164H38ZM77 165V164H76ZM191 165V164H190ZM50 166V164H49ZM48 166V167H49ZM52 166V163H51ZM60 166V165H59ZM92 166V165H91ZM175 166V165H174ZM189 167V165H187ZM29 167V166H28ZM31 167V166H30ZM46 167V166H45ZM47 168L46 171H49V168ZM55 167V166H54ZM35 168V167H34ZM38 167H36L37 169ZM68 168V166H67ZM70 168V167H69ZM78 168V167H77ZM182 168V167H181ZM184 168V167H183ZM182 168V169H183ZM218 168V167H217ZM181 169V170H182ZM190 169V168H188ZM195 169V168H194ZM219 169V168H218ZM221 169V168H220ZM219 169V172L221 173ZM26 170V169H25ZM56 170V168L54 169ZM53 170V168H50V175H48V177L46 178V186H45V191L47 193V195L49 196V198L51 200H55L58 204V208L60 212V216L63 215V217L65 218V225L63 226L62 230V235L59 236L61 238V242L63 243V245L65 246V248H67V252H69V254H74L76 253V248L74 247V236H75V232L76 229L75 227L77 226V220H81L78 219L79 217H81L83 215V202L81 201L80 198H74L73 199V203L69 206L64 202V194H60L58 187H57V177L54 174L55 171ZM177 170V169H176ZM187 170V169H186ZM101 171V170H100ZM180 171V169H179ZM224 171V170H223ZM231 171V170H230ZM194 172V170H193ZM216 172V171H215ZM67 173V172H66ZM71 173V172H70ZM69 173V174H70ZM79 173V172H78ZM94 173V172H93ZM163 173H165V178H162ZM177 173V172H176ZM186 173V171H185ZM224 173V172H223ZM234 173V172H231ZM45 174V173H44ZM216 174V173H215ZM230 174V173H229ZM38 175V174H37ZM58 175V174H57ZM73 175V173H72ZM71 175V176H72ZM81 175V174H80ZM176 175V174H175ZM218 175V174H217ZM63 176V175H62ZM69 176V175H68ZM68 176L66 177V179L68 178ZM87 176V175H86ZM180 176H182L180 174ZM178 176V177H180ZM211 176V175H210ZM215 176V175H214ZM222 176V175H221ZM31 177V176H30ZM45 177V176H44ZM213 177V176H212ZM218 177V176H217ZM220 177V176H219ZM224 177V176H223ZM221 177V179L223 178ZM230 177V176H228ZM63 178V177H62ZM74 178V177H73ZM76 178V177H75ZM102 178V177H101ZM175 178V176H174ZM225 178V177H224ZM233 178V177H232ZM231 178V179H232ZM65 179V178H64ZM81 179V178H80ZM104 179V178H103ZM209 179V178H208ZM216 179V178H215ZM227 179V178H225ZM230 179V178H228ZM235 179V178H234ZM63 180V179H62ZM70 180V179H68ZM101 180V179H100ZM178 180V179H177ZM181 180V179H180ZM65 181V180H64ZM171 181V182H170ZM176 181V180H175ZM224 181V180H223ZM222 181V182H223ZM231 181V180H230ZM229 181V182H230ZM69 182V181H67ZM74 182V181H73ZM82 182V181H81ZM103 182V181H102ZM178 182V181H176ZM196 182V181H195ZM194 182V183H195ZM228 182V183H229ZM71 183V180H70ZM104 183V182H103ZM180 183V182H179ZM234 182H232L231 184H233ZM80 184V182H79ZM101 184V183H99ZM105 184V183H104ZM226 184V183H225ZM224 185V188H226L227 186ZM73 185V184H72ZM185 185V186H184ZM198 185V184H197ZM202 185V186H203ZM206 185V186H207ZM41 186V185H40ZM78 186V185H77ZM87 186V185H86ZM202 186H198L199 191L198 194L203 195L206 197V195H204V192H206V188L204 189ZM235 186V185H234ZM233 189H236V188ZM76 187V186H74ZM73 187V188H74ZM83 187V186H82ZM85 187V186H84ZM186 187V188H185ZM236 187V186H235ZM79 188V187H78ZM197 188V189H198ZM223 188V187H222ZM77 189V188H76ZM83 189V188H82ZM101 189V187H100ZM204 189V190H203ZM217 189V191L215 190ZM180 190H183L182 192H180ZM211 190V189H209ZM230 190V189H229ZM34 191V190H33ZM100 191V190H99ZM225 191H227L225 189ZM82 192V191H81ZM85 192V190H84ZM95 192V191H94ZM101 192V191H100ZM177 192V193H176ZM215 192V193H214ZM221 194L223 191H221ZM229 192V191H228ZM226 192V193H228ZM232 194L235 192L230 191ZM229 192V195L231 194ZM38 193V192H37ZM6 195V193H4ZM3 194V195H4ZM13 194V193H12ZM33 194V193H32ZM94 194V193H93ZM197 194L196 192L193 193V195ZM207 194V192L205 193ZM212 194V195H213ZM236 194V193H235ZM29 195V194H28ZM38 195V194H37ZM67 195V194H66ZM104 195V196H105ZM166 197H164V196ZM192 195V194H191ZM14 196V195H12ZM73 196V195H72ZM214 196V197H215ZM228 196V194H227ZM231 198L232 195H230ZM28 197V196H27ZM47 197V196H46ZM75 197V196H74ZM91 197V196H90ZM160 197V198H159ZM164 197V198H163ZM195 197V196H194ZM226 197V195H225ZM4 198V196H3ZM15 198V196L13 197ZM12 198V199H13ZM36 198V197H34ZM48 198V197H47ZM48 198V199H49ZM83 198V197H81ZM96 198H99L96 197ZM101 198V199H106ZM193 198V197H192ZM191 198V199H192ZM196 198V197H195ZM207 198V197H206ZM224 198V193L222 195V197L219 195L216 197V199H214V201H216V203L212 205V207L215 206H219V202ZM228 198V197H227ZM2 199V198H1ZM16 199V198H15ZM38 199V197H37ZM49 199V200H50ZM80 199V200H79ZM89 199V198H88ZM201 199V197H200ZM204 199V197H203ZM226 199V198H225ZM236 199V198H235ZM8 200V199H7ZM42 200V199H41ZM72 200V199H71ZM100 200V199H99ZM142 200V199H141ZM167 200V201H168ZM197 200V198H196ZM195 200V202H196ZM199 200V199H198ZM205 200V199H204ZM203 200V201H204ZM207 200V199H206ZM205 200V201H206ZM227 200V199H226ZM46 201V200H45ZM44 201V202H45ZM98 201V200H97ZM161 201V202H159ZM202 201V200H200ZM210 201V200H209ZM213 201V202H214ZM224 201V199H223ZM232 201V200H231ZM230 201V203H231ZM234 201V200H233ZM232 201V202H233ZM5 202V200L3 201ZM11 202V201H10ZM35 202V201H34ZM37 202V201H36ZM40 202V201H39ZM42 202V201H41ZM54 202V201H53ZM55 202V203H56ZM104 202V201H103ZM107 202V200H106ZM183 202V204H184ZM235 202V201H234ZM9 203V202H8ZM29 203V201H28ZM101 203V202H100ZM162 203V204H160ZM167 203V204H168ZM204 203V202H203ZM221 203V202H220ZM229 203V202H227ZM24 204V203H23ZM96 204V203H95ZM164 204V205H167ZM194 204V203H193ZM191 204V205H193ZM197 204V202L195 203ZM194 204V205H195ZM209 205H211V201L209 203H207ZM226 204V202H225ZM225 204L223 207H225ZM1 205V204H0ZM13 205V204H12ZM16 205V203H15ZM27 205V204H26ZM34 205V203H33ZM44 205V204H43ZM42 205V206H43ZM186 205V204H185ZM199 205V204H198ZM205 204H203L204 206ZM222 205V204H221ZM234 205V204H233ZM231 206V209L234 210ZM3 206V205H1ZM18 206V205H17ZM29 206V205H28ZM54 206V205H53ZM92 206V205H91ZM101 206V205H100ZM105 206V205H104ZM189 206V204H188ZM196 206V205H195ZM193 206V208L195 207ZM207 206V205H206ZM205 206V207H206ZM37 207V205H36ZM40 207V206H39ZM147 207V206H146ZM204 207V208H205ZM211 207V206H210ZM230 207V205L228 206ZM236 207V205H235ZM9 207H7L6 209H8ZM24 208V207H23ZM32 208V207H31ZM38 208V207H37ZM106 208V206H105ZM188 208V207H187ZM196 208L198 209V206H196ZM221 207H219L220 209ZM221 208V212L222 209ZM227 208V207H226ZM11 209V208H10ZM29 209V208H28ZM39 209V208H38ZM90 209V208H89ZM99 209V208H97ZM108 209V210H109ZM163 209V208H162ZM192 209V208H190ZM209 209V207L207 206V209H203V207H201V211L203 212L201 214L200 210L198 212H200L199 214V218L196 222L193 221L192 225H191V221L188 223L190 225V229L192 228L193 230L196 229L197 227L200 229V231L197 230V232H200V234H202L203 238L201 237V239H206V237L210 236L208 235V233L210 231H212V228L209 231L206 230V232L204 231L203 233V229L207 228L208 226L210 227L213 223L215 225V222H213L216 218V216L214 217V219L212 218V216H209V212L207 211ZM215 209V208H214ZM225 209V208H224ZM14 210V209H13ZM21 210V209H19ZM17 210V211H19ZM36 210V209H35ZM133 212L135 211V208L132 209ZM149 210V209H147ZM167 210V209H166ZM182 210V209H181ZM186 210V208H185ZM196 210V209H195ZM193 209L192 212L195 211ZM205 210V212L203 211ZM10 211V210H9ZM12 211V210H11ZM16 213H19L17 212ZM29 212V210H27ZM37 211V210H36ZM189 211V209L187 210V212ZM211 211V208L210 210ZM214 211V210H213ZM220 212V210H218ZM225 211V210H224ZM229 211V209H228ZM236 211V210H235ZM7 212V211H6ZM15 212V211H14ZM27 212V213H28ZM93 212V211H92ZM177 212V211H176ZM180 212V211H179ZM184 212V210H183ZM185 212V213H187ZM226 212V211H225ZM233 212V211H232ZM15 213V214H16ZM111 213L107 211V214ZM197 213V211L195 212ZM194 213V216H195ZM211 213V212H210ZM214 213H218V212H214ZM22 214V213H21ZM24 214V213H23ZM30 214V213H29ZM37 214V213H36ZM102 214V213H101ZM107 214L105 215L106 217ZM165 214V215H166ZM179 214V213H178ZM182 214V213H181ZM193 214V213H191ZM190 214V215H191ZM220 214V213H219ZM224 214V212L222 213V215ZM236 214V213H235ZM14 215V213L12 214ZM11 215V216H12ZM39 215V214H38ZM44 215V214H43ZM58 215V214H57ZM85 215V214H84ZM89 215V214H88ZM103 215V214H102ZM112 215V214H111ZM180 215V214H179ZM188 215V214H187ZM189 215V216H190ZM198 215V214H197ZM202 215V216H201ZM224 215H228V214H224ZM232 215V214H231ZM3 216V215H2ZM8 216V215H7ZM15 216V215H14ZM18 216V215H16ZM22 216V215H21ZM31 216V215H30ZM99 216V215H98ZM113 217L114 214L112 215ZM163 216V215H162ZM176 216V215H175ZM182 216V215H181ZM185 216V214H184ZM218 216V215H217ZM220 216V215H219ZM234 216V215H233ZM39 217V216H38ZM86 217V215H85ZM94 217V216H93ZM112 217V218H113ZM115 217V219H116ZM170 217V216H169ZM188 219V216H186ZM185 217V218H186ZM192 217V216H190ZM231 217V216H230ZM2 217L0 216V219ZM10 218V217H8ZM111 218V216H110ZM108 218V219H110ZM126 218V217H125ZM128 218V217H127ZM131 218V216H130ZM129 218V219H130ZM181 218V217H180ZM184 218V217H182ZM228 218V217H227ZM236 218V217H235ZM234 218V219H235ZM18 219V218H17ZM30 221L29 225L34 227V232H32L33 229H30L29 231L32 233V237L29 239L27 237H25V231L22 232L20 231V233L17 231L18 229V225L16 224V229L13 228L14 230H16L20 235L19 236H13V240H14V247H18L20 246V248H22L21 252H27L28 255H24L21 258L20 261H22V263L20 264H33L32 260L35 261V263L37 264V261L39 260L38 258H43V250L45 248V243L42 241V238L40 239V231H39V226L36 227L35 225V221L34 218H29ZM38 219V218H37ZM104 219V217L102 218ZM107 218L104 219L106 222L108 220ZM114 219V218H113ZM114 219V220H115ZM121 219V217H120ZM150 219V218H149ZM164 219V218H162ZM220 219V218H219ZM218 219V221H219ZM231 219V218H230ZM4 220V219H3ZM9 220V219H8ZM11 220H14L13 216L11 218ZM16 220V219H15ZM63 220V219H62ZM128 220V219H127ZM138 220V219H137ZM172 220H175L174 218ZM179 220V218H178ZM226 220V219H225ZM6 221V220H5ZM23 221V219H22ZM27 221V220H26ZM60 221V220H59ZM105 221H102V225H104ZM124 221H126V219H124ZM133 221V220H132ZM186 221V219H185ZM183 220L182 224H185V222ZM223 221V219H222ZM234 221V220H233ZM4 222V221H3ZM18 222V221H17ZM25 222V221H24ZM109 222V221H108ZM107 222V223H108ZM112 223V220L110 221ZM109 222V223H110ZM122 222V221H121ZM128 222V221H127ZM178 222V221H177ZM220 222V221H219ZM218 222V223H219ZM8 223H10V220L8 221ZM38 223V222H37ZM61 223H64L61 222ZM60 223V224H61ZM79 223V221H78ZM82 223V222H81ZM100 223V225H101ZM107 223L105 225H107ZM108 223V224H109ZM110 223V224H111ZM116 223V220H115ZM113 223V224H115ZM226 223V222H225ZM233 223V222H232ZM10 224H14L11 223ZM59 224V225H60ZM125 224V222H124ZM123 224V225H124ZM128 224V223H127ZM126 224V225H127ZM174 222L171 221L170 218L167 217L166 221L162 224L164 227V230L166 231V236H170L168 240L171 242V244L174 246V242L176 241L175 239H177L175 236V226H174ZM181 224V226H182ZM217 224V223H216ZM227 224V223H226ZM229 224V223H228ZM227 224V227H228ZM235 224V223H234ZM5 225V224H4ZM26 225V224H24ZM76 225V226H75ZM101 225V226H102ZM119 225V224H118ZM146 225V224H145ZM180 225V223L178 224ZM186 225V224H185ZM184 225V226H185ZM208 225V226H207ZM22 226V225H21ZM27 226V225H26ZM81 226V225H80ZM79 226V228H80ZM83 226V225H82ZM85 226V225H84ZM110 225H108L109 228ZM115 226V225H113ZM120 226V225H119ZM125 226V225H124ZM123 226V227H124ZM151 226V225H150ZM153 226V225H152ZM182 226V228L184 227ZM222 226V225H221ZM225 226V225H224ZM3 224L0 223V245L2 246V243L8 242V237H11L10 235L7 237H5V234H7L4 230H3ZM106 227V226H105ZM129 227V226H128ZM144 227V226H143ZM186 227V226H185ZM218 229H221L220 226H218ZM21 228V227H20ZM19 228V229H20ZM37 228V229H35ZM60 228V226H59ZM78 228V229H79ZM84 227H82L83 229ZM103 228V227H102ZM107 228V227H106ZM107 228V229H108ZM112 228V226H111ZM134 228V227H133ZM132 228V229H133ZM149 228V227H148ZM151 228V227H150ZM177 228V227H176ZM189 228V227H187ZM217 228V227H216ZM7 229V228H6ZM23 230V226L21 228ZM20 229V230H21ZM29 229V228H27ZM116 229V228H115ZM126 227L123 228V232H127L125 231ZM147 229V227L145 228ZM153 229V227H152ZM181 229V228H180ZM186 229V228H183ZM191 229V230H192ZM204 229V230H205ZM11 230V229H10ZM36 230V233H35ZM110 230V229H109ZM128 230V229H127ZM134 230V229H133ZM192 230V231H193ZM194 230V231H196ZM224 230V228H223ZM222 230V231H223ZM226 230V228H225ZM60 231V229H59ZM75 231V232H74ZM111 231H114V229H112ZM121 231V230H120ZM130 231V229H129ZM148 231V230H147ZM152 231V230H151ZM217 231V230H216ZM220 231V230H219ZM222 231H221V235H222ZM12 232V231H10ZM105 232V233H104ZM103 233L106 234L107 232L104 231ZM122 232V231H121ZM122 232V233H123ZM139 232V231H138ZM146 233V230L144 231ZM149 232V231H148ZM147 232V234H148ZM179 232V231H178ZM182 232V231H181ZM180 232V233H181ZM190 231L186 232L189 233ZM218 232V231H217ZM77 233V232H76ZM80 233V232H79ZM115 233L116 232H112ZM111 233V234H112ZM119 233V232H118ZM129 233V232H128ZM144 233V234H145ZM185 233V231H184ZM192 233V232H191ZM227 233V232H226ZM225 233V234H226ZM229 233V232H228ZM11 234V233H10ZM13 234V233H12ZM59 234V232H58ZM57 234V235H58ZM120 234V233H119ZM118 234V238H120V235ZM125 234V233H123ZM122 234V235H123ZM168 234V235H167ZM194 234V236H193ZM199 234V233H198ZM197 233H192L191 236V240L188 239L189 234L187 235V240L192 241V238L195 237V239H193L192 242L195 241V245H197L196 242H198V240L196 239V237H198ZM219 235V233H217ZM216 234V236H217ZM224 234V237H225ZM231 234V233H230ZM78 235V234H77ZM109 235H110V231H109ZM108 233L107 236L109 237ZM149 234L147 235L149 237ZM154 235V233L152 234ZM165 235V234H164ZM181 235V234H180ZM186 235H184L186 237ZM227 235V234H226ZM28 236V235H27ZM104 236V235H103ZM106 236V237H107ZM146 236V237H147ZM179 236V235H178ZM193 236V237H192ZM77 237V236H75ZM108 237L106 239H108ZM111 237V235H110ZM109 237L108 241L111 240ZM114 237V236H113ZM123 237V236H122ZM125 237V236H124ZM123 237V238H124ZM153 236H151L152 239ZM185 237H183L184 239H186ZM205 237V238H204ZM214 237V236H213ZM218 237V236H217ZM223 237V238H224ZM230 237V236H229ZM228 237V239H229ZM12 238V237H11ZM58 238V239H60ZM145 238V236H144ZM143 238V239H144ZM209 238V237H208ZM216 238V237H215ZM219 239L221 237H218ZM105 239V240H106ZM122 238H120V240L118 241V243H122L121 241ZM149 238H147L145 241H147ZM159 239V238H158ZM217 239V238H216ZM215 239V240H216ZM77 241V239H75ZM102 240V239H100ZM104 240V241H105ZM116 240V238H115ZM197 240V241H196ZM207 240V239H206ZM210 240V238H209ZM214 240V241H215ZM218 240V239H217ZM107 241V240H106ZM106 241L104 243H106ZM121 241V242H120ZM143 243L144 241L141 240ZM184 241V240H183ZM201 241V240H200ZM205 241V240H204ZM221 241V239H220ZM219 241V242H220ZM226 241V240H225ZM60 242V241H59ZM60 242V244H61ZM110 242V241H109ZM152 242V240L150 241V243ZM202 242V241H201ZM211 242V241H210ZM223 242V241H222ZM228 242V241H227ZM226 242V243H227ZM12 243V241H11ZM55 243V242H54ZM108 243V242H107ZM114 243V242H113ZM146 243V242H145ZM144 243V244H145ZM182 243V242H181ZM188 243V242H187ZM191 243V242H190ZM59 244V243H58ZM59 244V245H60ZM152 244V243H151ZM150 244V245H151ZM192 244H193V248H196L194 243H191V247L188 244H183L186 247H182V253H184L185 258L187 256L190 255L189 253L192 251L193 253L196 249L192 248ZM224 244V243H223ZM5 245V244H4ZM16 245V246H15ZM57 245V244H56ZM58 245V246H59ZM61 244V247L63 246ZM77 245V243H76ZM80 244H78L79 246ZM115 245V244H114ZM122 245V244H121ZM138 245V244H137ZM141 245H143L142 243L140 244V247H142ZM147 245V243L145 244V246ZM149 245V244H148ZM146 246L147 249H149V246ZM180 245V244H179ZM188 245V246H187ZM200 245V242H199ZM217 245V244H216ZM7 246V245H6ZM11 246V245H10ZM81 246V245H80ZM144 246V245H143ZM158 246V245H157ZM169 246V245H168ZM202 246V244L200 245V247ZM221 246V244H220ZM218 246V248L220 247ZM227 246V244H226ZM77 247V246H76ZM112 247V244H111ZM114 247V246H113ZM120 247V245H119ZM149 247V248H148ZM160 247V246H158ZM162 247V246H161ZM181 247V245H180ZM199 247V249H200ZM223 247V245H222ZM221 247V248H222ZM225 247V246H224ZM223 247V249H224ZM9 248V246L7 247ZM12 248V247H11ZM81 248V247H80ZM122 248V247H121ZM170 248V247H168ZM211 248L213 250V254L215 255V259L218 262L223 261V258L225 257V255H223V250L222 252L216 247L211 245ZM15 249V248H13ZM17 249V248H16ZM64 249L62 248L61 250L64 251ZM109 249V248H108ZM112 249V248H111ZM115 249V248H114ZM112 249V250H114ZM129 249V248H128ZM140 249V248H138ZM145 249V247H144ZM143 249V250H144ZM151 249V248H150ZM149 249V250H150ZM176 249V248H175ZM178 249V248H177ZM206 249H210V244H208L207 241L204 242L202 248L197 252V254L199 256L204 255V252L206 251ZM18 250V249H17ZM141 250V249H140ZM148 250V251H149ZM65 251V253H66ZM78 251V250H77ZM108 251V250H107ZM110 251V250H109ZM121 251V250H120ZM139 251V250H137ZM142 251V250H141ZM140 254H142L143 252L145 253V250L142 251ZM147 251V250H146ZM209 251V250H208ZM231 251V250H230ZM8 252V249H7ZM12 252V250H11ZM83 252V251H82ZM112 252V251H111ZM172 252V251H171ZM170 252V253H171ZM207 252V251H206ZM10 253V252H9ZM80 253V252H79ZM116 254V252L113 251V254ZM125 253V252H124ZM139 253V252H138ZM152 253V252H151ZM181 253V255H182ZM14 254V253H13ZM110 254V255H113ZM118 254V253H117ZM172 254V253H171ZM175 254V253H174ZM179 254V252H178ZM208 254V252H207ZM12 255V254H11ZM67 255V254H66ZM65 255V257H66ZM78 255V252L75 254ZM129 255V254H127ZM146 255H148L146 253ZM145 255V256H146ZM151 255V254H149ZM177 255V254H176ZM176 255L174 257H176ZM192 255V254H191ZM70 256V255H68ZM72 256V255H71ZM134 256V255H133ZM144 255H140L139 256V264H142V261H146V257ZM171 256V255H169ZM196 255H194L195 257ZM209 257V255H207ZM211 256V255H210ZM13 257V256H12ZM116 257V256H114ZM113 257V260H114ZM125 257V256H124ZM137 257V256H136ZM149 257V256H148ZM183 257V255L181 256ZM193 257V259H194ZM206 257V256H205ZM204 257V258H205ZM230 257V255H229ZM17 258V257H16ZM123 258V256L121 257ZM135 258V257H134ZM169 258V257H168ZM173 258V255H172ZM180 259V257H177ZM184 258V260H185ZM189 258H191V256H189ZM198 258V257H197ZM196 258V259H197ZM202 258V256H201ZM213 258V257H212ZM212 258L210 257V259L212 260ZM17 259V260H18ZM38 259V260H37ZM72 261V258H70ZM174 259V258H173ZM172 261H175L173 260ZM186 259V260H187ZM192 259V258H191ZM195 259V261H196ZM200 259V257H199ZM12 260V259H11ZM15 260V259H14ZM37 260V261H36ZM65 260V259H64ZM69 260V259H66ZM65 260V261H66ZM118 260V259H117ZM190 260V259H188ZM198 260V259H197ZM209 260V259H208ZM26 261V263L24 262ZM138 261V262H139ZM164 261V259H163ZM162 261V263H163ZM177 261V260H176ZM214 261V259H213ZM211 261V262H213ZM216 261V262H217ZM241 262V260H239ZM239 261L238 264H241ZM10 262V260L8 261ZM41 263H44L42 261H40ZM38 262V263H40ZM70 262V260H69ZM116 261L114 260V263ZM143 262V263H144ZM202 263H204V261H201ZM34 263V264H35ZM72 263V262H71ZM68 263V264H71ZM178 262H175V264ZM181 263V262H180ZM200 263V262H199ZM12 264V262H11ZM16 264H18L16 262ZM67 264V261H66ZM118 264V261H117ZM138 264V263H137ZM161 264V263H160ZM167 264V263H166ZM170 264V262H169ZM173 264V262H172ZM179 264V263H178ZM183 264H185L183 262ZM227 264V263H225Z\"/></svg>",
    "mask_w": 264,
    "mask_h": 264
}]
</instances>
